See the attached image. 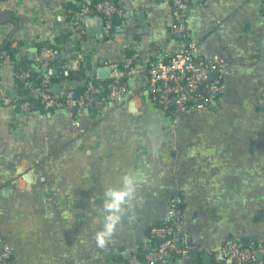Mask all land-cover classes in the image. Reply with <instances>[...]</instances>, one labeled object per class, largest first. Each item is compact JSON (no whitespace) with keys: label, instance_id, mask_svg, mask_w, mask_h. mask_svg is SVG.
I'll use <instances>...</instances> for the list:
<instances>
[{"label":"crops","instance_id":"0c3cea01","mask_svg":"<svg viewBox=\"0 0 264 264\" xmlns=\"http://www.w3.org/2000/svg\"><path fill=\"white\" fill-rule=\"evenodd\" d=\"M95 1L0 0V12L11 10L16 21L0 24V47L10 43L14 51L0 70V239L12 248L7 264H125L151 244L149 228L165 219L174 198L184 232L176 245L189 250L158 264H217L221 245L241 239L260 245L256 261L264 264V0L189 1L187 39L195 59L220 65L209 78L220 74L223 89L206 107L177 117L150 100L146 72L150 58L162 59L180 43L170 32V0H110L121 12L114 33H95L99 17L90 27L82 21L86 38L78 52L81 35L70 12ZM40 45H55L62 64L88 79L117 73L126 100L94 98L80 110L78 129L66 109L37 107L33 88L19 96L30 104L25 112L4 106L2 95L19 90L18 69L41 73ZM132 54L137 60L128 73L108 67ZM101 67L107 78L97 76ZM50 82L51 91L81 85L63 75ZM125 178L131 195L101 246L97 233L113 214L107 193L117 181L125 190Z\"/></svg>","mask_w":264,"mask_h":264},{"label":"built area","instance_id":"2783aa9c","mask_svg":"<svg viewBox=\"0 0 264 264\" xmlns=\"http://www.w3.org/2000/svg\"><path fill=\"white\" fill-rule=\"evenodd\" d=\"M189 1L170 0V32L173 36L179 37L180 43L175 50L166 52L162 59L150 58L146 68L148 88L154 93L150 100L159 104L164 111L170 112L172 117L187 114L193 109L199 110L206 107L213 97L223 89L220 74L215 80L209 78L210 69L220 65L195 59V44L187 39L185 13ZM91 13L99 15L102 35L106 38L111 37L115 29L113 18L120 16L121 12L110 0H100L93 5L84 3L79 9L71 11L73 32L76 35L83 33L80 23L84 16ZM19 47V44L13 46L16 50ZM2 49L0 47V70L2 59L10 58L9 54ZM56 56H59L57 47L41 45L35 52V60L40 65L39 77L41 80L32 88L42 110L66 109L70 112L72 127L78 129L80 110L87 107L96 96H100V87L94 83L93 79H88L85 83L81 82L84 89L78 94L71 86H63L56 91H51L48 71L51 60ZM77 57L81 59V54H78ZM136 60L137 55L132 54L124 59L122 66L111 63L108 67L115 71L121 67L122 71L128 73ZM60 73L63 76H68L69 69L66 64L60 65ZM31 77L32 75L27 71L15 73V78L25 88L30 86ZM106 90L107 99L114 102L126 100L127 86L117 73L110 78ZM104 99L105 97H102V100ZM1 103L6 107H17L24 112L30 106L28 101L21 100L17 94L9 92L2 95ZM171 106L173 107L172 111L170 110ZM25 176L21 175L23 179ZM176 202L177 199L174 198L172 207L161 223L149 228L148 236L151 239V244L145 245L141 253L129 255L125 264H158L170 256L184 255L188 252L187 245L179 247L176 245V239L184 235L180 226L181 215L173 208ZM258 251H260V245H246L241 240H228L218 249L219 259L216 260V263L263 264V262L256 261V252ZM11 253L12 248L0 239V264H7Z\"/></svg>","mask_w":264,"mask_h":264},{"label":"trees","instance_id":"16d2710c","mask_svg":"<svg viewBox=\"0 0 264 264\" xmlns=\"http://www.w3.org/2000/svg\"><path fill=\"white\" fill-rule=\"evenodd\" d=\"M100 0H96L95 2H93V3H90L89 5H93V4H95V3H97V2H99ZM69 19H70V17H69ZM118 19H119V16H115L114 18H113V24H115V23H117V21H118ZM72 19H70V21H71ZM80 25H82L81 23H80ZM79 35H81L79 38V42H78V44L74 47V50H76V51H78V52H81V49H80V41L81 40H84L85 38H86V35L85 34H79ZM65 38H66V36H65ZM41 46V45H40ZM39 46V47H40ZM52 47H56L55 45H53ZM3 51H5L7 54H9V56H10V58H12V56L14 55V51L11 49V47H10V43H8V45H5L4 46V48L2 49ZM1 58V57H0ZM62 64V60H61V58H60V56H56V57H54L52 60H51V63H50V66L51 65H56V67L58 66L59 67V69H60V65ZM81 64V67L83 68V63H80ZM38 66H40L39 64H38ZM24 71H27V72H29L31 75H32V77H31V79H30V86H28L29 88H32V87H34L35 85H37L39 82H40V80H41V77H39V73H40V71L38 70V71H33V70H25L24 69ZM17 72H22L21 70H19L18 69V71H16V73ZM62 78V75H61V73L60 74H58V75H55L54 77H50V79H51V81L52 82H59L60 81V79ZM67 79L69 80V81H72V80H76V81H79V82H83V83H85L87 80H88V78L84 75V73L83 72H81V70H80V72H78L77 74H75L74 73V71H69V74H68V76H67ZM122 81H123V79H121ZM93 81H94V83L97 85V86H99L100 87V97L102 98V97H106V85L108 84V82L110 81V79H108V80H97V79H93ZM124 82V81H123ZM18 84H20V85H18L19 87V90H18V92H17V95L18 96H22V94H24L26 91V89H24V87H23V85H22V83H18ZM23 87V88H22ZM102 88L104 89V90H102ZM84 88H83V85L81 84L80 86H76L75 88H74V90H75V92H76V94H78V93H81L82 92V90H83ZM154 95V93L153 92H151V91H149V97L151 98L152 96ZM25 99H27V100H31V99H28L27 97L25 98ZM34 104L37 106V107H39L41 110H42V108L40 107V105L38 104V102L36 103V102H34ZM159 107H160V105L159 104H157ZM17 108V107H16ZM172 109H173V107L171 106L170 107V110L172 111ZM168 113V115H170L171 116V113L170 112H167ZM241 241L242 242H244V244H246V245H251L252 243H254V242H252V241H250V240H246V239H241Z\"/></svg>","mask_w":264,"mask_h":264},{"label":"clouds","instance_id":"9594fccd","mask_svg":"<svg viewBox=\"0 0 264 264\" xmlns=\"http://www.w3.org/2000/svg\"><path fill=\"white\" fill-rule=\"evenodd\" d=\"M123 183L125 185V190L113 188L107 193L109 202L106 203L105 207L112 210L113 214L107 216L106 221L102 226V230L97 233L96 240L101 246H103L106 240L110 237L111 233L113 232L114 225L120 218L116 213L121 208L125 198L130 197L131 195V188L128 187V185L131 184V181L125 178ZM113 193H117V195H119L121 198L118 199L117 195H113Z\"/></svg>","mask_w":264,"mask_h":264},{"label":"water","instance_id":"95a60500","mask_svg":"<svg viewBox=\"0 0 264 264\" xmlns=\"http://www.w3.org/2000/svg\"><path fill=\"white\" fill-rule=\"evenodd\" d=\"M11 10H9V9H6V10H4V11H2V12H0V24H2V23H6V22H9V21H12L13 23H16V21L15 20H13L12 18H11ZM98 17H99V15H94L93 17H91V16H89V15H86V16H84L83 17V19H82V21L86 24V25H88V27H90V23H93V21L97 18L98 19ZM81 21V22H82ZM94 29V28H93ZM96 32L95 33H99V32H101V25H100V27H97V28H95L94 29ZM90 34V33H89ZM57 68H53V69H50L49 71H48V74L49 75H57ZM97 76L98 77H100V78H107L108 77V69L107 68H99L98 70H97ZM102 90H104L103 88H102ZM95 98H99V96H96ZM256 257H257V259H260L261 258V253L260 252H257L256 253Z\"/></svg>","mask_w":264,"mask_h":264},{"label":"snow or ice","instance_id":"6c2138e0","mask_svg":"<svg viewBox=\"0 0 264 264\" xmlns=\"http://www.w3.org/2000/svg\"><path fill=\"white\" fill-rule=\"evenodd\" d=\"M119 182L117 181L115 184H114V188H119ZM113 195H117V193H113ZM117 198L119 199V198H121L119 195H117Z\"/></svg>","mask_w":264,"mask_h":264}]
</instances>
